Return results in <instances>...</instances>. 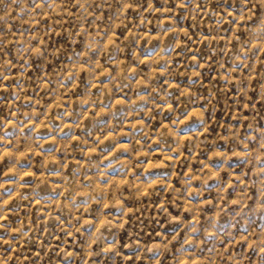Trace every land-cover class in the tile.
<instances>
[{
	"label": "rangeland",
	"instance_id": "374dc122",
	"mask_svg": "<svg viewBox=\"0 0 264 264\" xmlns=\"http://www.w3.org/2000/svg\"><path fill=\"white\" fill-rule=\"evenodd\" d=\"M0 264H264V0H0Z\"/></svg>",
	"mask_w": 264,
	"mask_h": 264
}]
</instances>
